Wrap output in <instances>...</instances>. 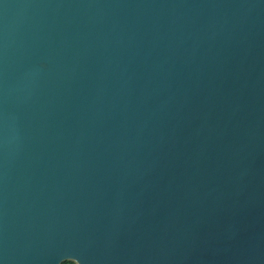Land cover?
Returning <instances> with one entry per match:
<instances>
[{"label":"water","instance_id":"water-1","mask_svg":"<svg viewBox=\"0 0 264 264\" xmlns=\"http://www.w3.org/2000/svg\"><path fill=\"white\" fill-rule=\"evenodd\" d=\"M264 264V0H0V264Z\"/></svg>","mask_w":264,"mask_h":264},{"label":"trees","instance_id":"trees-1","mask_svg":"<svg viewBox=\"0 0 264 264\" xmlns=\"http://www.w3.org/2000/svg\"><path fill=\"white\" fill-rule=\"evenodd\" d=\"M62 264H73V263H71V262H63Z\"/></svg>","mask_w":264,"mask_h":264}]
</instances>
